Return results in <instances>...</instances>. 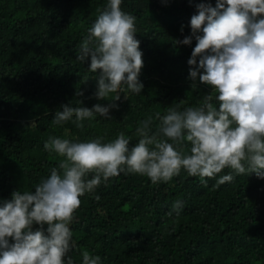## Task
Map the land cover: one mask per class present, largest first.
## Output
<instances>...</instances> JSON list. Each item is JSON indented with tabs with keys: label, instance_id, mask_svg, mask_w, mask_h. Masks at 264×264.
I'll list each match as a JSON object with an SVG mask.
<instances>
[{
	"label": "trees",
	"instance_id": "trees-1",
	"mask_svg": "<svg viewBox=\"0 0 264 264\" xmlns=\"http://www.w3.org/2000/svg\"><path fill=\"white\" fill-rule=\"evenodd\" d=\"M107 2L0 0V203L17 190L34 192L58 168L62 158L43 147L49 137L73 142L103 137L106 143L123 132L131 146L138 142L140 121L153 116L155 132L156 113L163 116L182 100V107H197L210 92L198 78L197 88L191 87L188 60L195 38L190 45L176 42L192 35L197 5L215 7L216 0H122L121 10L136 18L142 92H128L127 100L120 93L110 118L94 114L83 129L72 122L75 117L54 125L62 105L92 109L108 106L115 96L96 99L97 74L89 71L90 60L76 59ZM230 173L226 168L206 184L184 170L158 185L123 173L102 182L80 198L70 224L75 248L65 262L71 257L73 264H83L81 251L87 250L101 264H264V179L231 173V183L216 185ZM177 200L183 202L179 216L172 211Z\"/></svg>",
	"mask_w": 264,
	"mask_h": 264
},
{
	"label": "clouds",
	"instance_id": "clouds-1",
	"mask_svg": "<svg viewBox=\"0 0 264 264\" xmlns=\"http://www.w3.org/2000/svg\"><path fill=\"white\" fill-rule=\"evenodd\" d=\"M121 3L108 0L102 11L97 10L76 58L82 63L90 60L88 69L97 74L96 99L115 96L108 106L96 104L92 109L62 105L54 125L75 117L72 122L83 129L82 122L94 114L110 118L120 93L127 100L128 92H142L138 77L143 54L135 38L136 18L122 11ZM190 27L192 35L176 43L190 45L195 38L189 78L192 89L197 88V78L210 89L202 103L182 107V100L163 116L156 113L155 132L153 116L140 121L135 130L138 142L131 146L123 132L106 143L103 137L86 142L49 137L43 147L62 158L58 168H52L34 192L17 190L0 203V264H73L71 257L65 262V256L75 248L70 224L80 198L122 173L147 177L153 185L168 183L181 170L205 184L206 178L226 168L236 176L254 173L264 179V0H216L215 7L200 3ZM231 173L216 185L231 183ZM89 175L92 178L85 179ZM182 207L177 200L172 211L179 216ZM81 256L83 264H101L100 256L87 250Z\"/></svg>",
	"mask_w": 264,
	"mask_h": 264
}]
</instances>
